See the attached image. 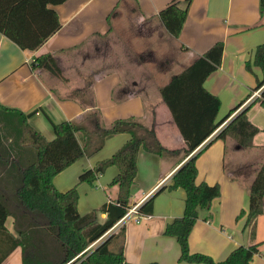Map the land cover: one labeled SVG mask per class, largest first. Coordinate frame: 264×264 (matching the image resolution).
<instances>
[{
	"label": "crops",
	"instance_id": "crops-1",
	"mask_svg": "<svg viewBox=\"0 0 264 264\" xmlns=\"http://www.w3.org/2000/svg\"><path fill=\"white\" fill-rule=\"evenodd\" d=\"M170 1L64 0L48 4L58 15L60 26L34 49L21 48L0 32V104L23 112L39 107L27 121L46 139L54 137L46 114L54 122L78 119L89 108L83 109L82 104L88 106L93 100L104 124L134 116L144 126L153 127L167 150L160 155L138 149L128 202L130 208L153 197L152 211H139L143 215L138 220L124 215L91 245L123 226L126 263L204 264L179 261L176 237L163 233L165 224L182 214L185 197L182 187L167 185L178 167L199 151L192 175L197 198L196 216L188 232L189 250L222 260L234 247L255 243L257 251L250 264H264V211L255 218L253 235L249 226L244 227L246 213L240 214L248 209L247 187L264 159V131L255 133L252 146L247 148L230 137L213 139L248 104V119L259 128L264 126V104L255 100L260 96L254 95L261 70L252 63L250 69L246 67L247 61L252 62L256 45L264 41V10L260 11L259 0H190L179 33L172 36L157 17ZM180 2L184 4V0ZM114 36H119L120 41ZM217 41L223 44L220 65L203 82L220 99L216 118H223L231 107L245 100L184 156V139L159 88ZM81 51L84 59L79 57ZM46 52H56L55 59L65 79L31 68L34 57ZM87 85L88 95L82 89ZM263 87L258 88L259 93ZM76 137L82 142L80 133ZM129 137L127 132L107 135L99 149L79 157L52 177L59 191L76 187L80 214L115 198L117 187L110 181L118 169L115 165L106 167L92 184L78 181L79 174L110 156ZM16 163L8 161L0 167V192L12 210L16 207L11 198L13 181L19 175L18 168L12 166ZM99 218L104 219L105 213H100ZM4 226L8 233L16 235L12 213ZM9 243L7 234L0 231V248ZM21 262V247L16 246L0 264Z\"/></svg>",
	"mask_w": 264,
	"mask_h": 264
},
{
	"label": "trees",
	"instance_id": "trees-1",
	"mask_svg": "<svg viewBox=\"0 0 264 264\" xmlns=\"http://www.w3.org/2000/svg\"><path fill=\"white\" fill-rule=\"evenodd\" d=\"M64 0H0V32L21 48L34 49L60 26L55 10L48 4ZM190 0H172L157 13L165 31L177 36L184 21ZM260 11L264 10V0H259ZM108 18V17H107ZM77 47V46H75ZM223 44L213 43L197 56L189 65L173 74L159 88L161 99L168 107L186 147L184 156L189 155L200 145L233 111L245 100L236 103L221 119H217L220 99L208 91L204 85L207 75L220 65ZM56 52L40 54L31 61L32 69L41 68L60 78H64L55 59ZM251 63L261 70L255 88L264 85V41L257 44ZM264 87L260 92V104H264ZM254 100V101H255ZM82 104V103H81ZM78 119L50 121L54 137L46 139L33 128L28 117L39 107L28 112L0 104V167L8 161L19 170L13 187L14 210L7 205L0 192V231L10 239V245L0 248V261L16 246L21 247V264H122L124 229L111 232L94 245L129 207L130 187L136 174V155L140 147L146 151L164 154L153 127L144 126L136 117L118 118L110 124L100 121L95 103L86 106ZM249 104L240 109L214 136L213 139L232 138L243 148L252 146V138L259 128L247 117ZM127 132L129 139L110 156L96 162L92 168L84 169L78 181L92 184L97 176L110 165H115L117 173L110 185H116V196L90 211L80 214L77 211L78 193L73 186L59 191L52 177L83 155L99 149L109 134ZM80 133L82 142L76 137ZM33 149V150H32ZM199 151L191 154L172 174L168 188L182 187L185 192L184 208L180 216L165 224L163 233L176 237L179 245V261L204 264H250L257 244L238 245L222 260H214L203 252H191L188 247V232L195 218L194 203L197 192L194 190L192 175ZM14 163V162H13ZM11 165V163H10ZM249 205L244 227L254 232L255 218L264 211V159L261 161L247 187ZM153 197L147 198L137 208L141 213L152 211ZM14 215L16 235L8 233L4 223L6 217ZM105 213L100 219L99 214ZM147 264H158L150 261Z\"/></svg>",
	"mask_w": 264,
	"mask_h": 264
},
{
	"label": "built area",
	"instance_id": "built-area-1",
	"mask_svg": "<svg viewBox=\"0 0 264 264\" xmlns=\"http://www.w3.org/2000/svg\"><path fill=\"white\" fill-rule=\"evenodd\" d=\"M254 95L260 96L259 89L254 92ZM137 206L138 203L128 208L124 215H131L135 220H138L143 214L139 213Z\"/></svg>",
	"mask_w": 264,
	"mask_h": 264
},
{
	"label": "rangeland",
	"instance_id": "rangeland-1",
	"mask_svg": "<svg viewBox=\"0 0 264 264\" xmlns=\"http://www.w3.org/2000/svg\"><path fill=\"white\" fill-rule=\"evenodd\" d=\"M124 21H125V18H124ZM112 38H114V39L117 40V41H120V40H119V38H120L119 36H117L116 38H115V36H114V37H112ZM83 52H84V51H81V52H80V54H79L80 56H79V57H83V56H84V57H83V59H84V58H85V53H83ZM89 53H90V52H88V55H89ZM89 88H90L89 85L85 86V88L83 87L82 89H83V90L85 89V92H84L83 94L86 93V94L88 95V94H89V92H88ZM82 89H80V91H81ZM73 93L76 94V92H72L71 94H73ZM80 93H81V92H80ZM76 95H77V94H76ZM32 150H33V149H32Z\"/></svg>",
	"mask_w": 264,
	"mask_h": 264
},
{
	"label": "water",
	"instance_id": "water-1",
	"mask_svg": "<svg viewBox=\"0 0 264 264\" xmlns=\"http://www.w3.org/2000/svg\"><path fill=\"white\" fill-rule=\"evenodd\" d=\"M122 264H131V263H126V262H125V263H122Z\"/></svg>",
	"mask_w": 264,
	"mask_h": 264
}]
</instances>
